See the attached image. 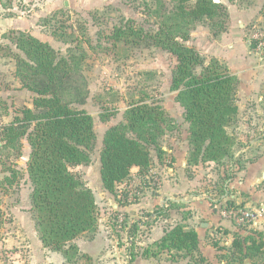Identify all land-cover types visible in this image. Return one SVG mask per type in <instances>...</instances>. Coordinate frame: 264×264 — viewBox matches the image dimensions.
Masks as SVG:
<instances>
[{"label":"rangeland","instance_id":"obj_1","mask_svg":"<svg viewBox=\"0 0 264 264\" xmlns=\"http://www.w3.org/2000/svg\"><path fill=\"white\" fill-rule=\"evenodd\" d=\"M221 1L227 2H216ZM174 6L175 0H92L89 4L83 2L71 12L39 18L37 23L42 22L44 28L39 24L36 27L41 33L38 38L49 42L60 55L69 56V50L79 44L87 51L83 73L87 80L88 99L86 104L75 106L86 109L93 116L96 140L90 151V162L74 167L73 171L92 188L97 197L100 228L94 233L96 241L89 244V250L80 241L83 250L79 249L72 260L65 258L66 261L62 262L60 254L44 255L40 251V254L35 253L33 260L31 259L32 264H192L184 250L162 249L158 243L163 232L177 224L197 228L201 234L198 252L207 257L209 264H222L226 261L223 256L228 253L234 234L243 231L247 235L251 228L256 227L255 219L248 224V219L239 222L221 213V209L226 208L228 203L219 204L216 199L220 197V190L234 172L233 164L229 162H224L223 165L221 162L220 165L201 162L195 170L192 167L176 166L178 176L175 177L171 176V164L166 161L162 175L159 172H146L150 175L142 180L134 172L122 182L123 185L117 184V190H122L121 199L103 189L100 151L104 134L111 126L124 122L126 110L137 101L161 103L170 119L166 132L158 143L149 146L153 164L159 147L163 145L174 148L177 145L182 158H185L187 151V156L190 155L189 126L184 121L183 108L175 99L177 93L171 90L176 56L158 47H115L108 38L116 26L128 20H133L135 25L148 31H155L164 14L173 10ZM23 11L25 7L21 0H0V126L9 122L16 115V110L33 106L34 94L21 88L20 80L15 74L14 55L17 50L11 43V37L20 32L14 28L11 20L19 19ZM224 15L227 17V13ZM222 21L225 26L226 19L223 16L213 21L205 19L196 22L188 40L190 42L186 43L194 45L192 31L197 24L205 22L209 24L211 33L217 34L225 28H221ZM254 39L256 38H250L253 44ZM4 46H10L11 49H3ZM209 59L204 58L205 64ZM196 69L200 72L202 67ZM176 141L179 144H174ZM30 152L31 147L26 139H23V149L19 155L15 151L10 153L0 148V264H31L27 260L31 254L28 245L30 242L35 243L37 233L33 211L28 207L32 191L26 176ZM234 163L236 167L244 169L247 165L244 154L238 156ZM9 167L17 169L20 175L13 186L6 184L7 190H4L1 182L6 175H10V171H7ZM163 177L169 181V188L188 183L190 186L178 193V197L190 194L187 196L188 200L170 201L156 206L152 204L139 211L140 206L136 204L145 196L143 192L149 190L154 193L162 189ZM125 194L130 196L122 200ZM119 202L133 203V208L128 212L124 210L125 214H116L113 204ZM204 202L206 208H203ZM256 211L262 212L260 204ZM210 212L218 214V220L227 217L232 219L230 224L235 230H227L219 225L218 221L210 217ZM156 216L158 217L155 218ZM145 250H148L147 255L140 258ZM90 253L97 256V259L90 258ZM135 256L139 258L136 259Z\"/></svg>","mask_w":264,"mask_h":264},{"label":"trees","instance_id":"obj_2","mask_svg":"<svg viewBox=\"0 0 264 264\" xmlns=\"http://www.w3.org/2000/svg\"><path fill=\"white\" fill-rule=\"evenodd\" d=\"M224 14L222 1L175 0L174 9L164 14L155 31L128 20L108 35L115 47H158L176 56L171 90L177 92L176 100L184 108L189 124L192 164L222 162L232 155L236 144L228 127L238 115L237 78L216 58L205 64L200 52L186 43L196 22L221 16L226 19ZM221 24L224 28L223 21ZM11 43L17 50L15 74L21 88L32 92L34 98L32 107L16 110L9 122L1 124L0 148L19 155L23 139L27 140L31 147L27 164L32 182L31 210L40 239L45 247L61 251L72 260L79 252L74 241L94 232L99 223L94 191L73 171L90 162L96 140L93 116L75 106L86 104L88 99L83 73L87 51L79 44L69 50V56L60 55L49 42L25 31L12 36ZM169 121L161 103L137 101L126 110L124 122L106 130L100 151L105 190L115 193L117 184L131 177L133 166L144 174L150 170L153 158L149 146L158 143ZM7 171L10 175L1 182L4 190L6 184L13 186L20 175L15 168ZM226 208L240 207L228 204ZM243 233L234 234L222 264H264V231L254 227L247 235ZM199 242L198 231L182 224L166 230L158 241L162 249L184 250L192 264H209L207 257L198 252ZM147 253L145 250L143 254Z\"/></svg>","mask_w":264,"mask_h":264},{"label":"crops","instance_id":"obj_3","mask_svg":"<svg viewBox=\"0 0 264 264\" xmlns=\"http://www.w3.org/2000/svg\"><path fill=\"white\" fill-rule=\"evenodd\" d=\"M21 1L25 7V11L22 12L23 15H20L19 19L12 18L13 20H11V24L17 30L29 32L37 37H40L41 33L38 32L36 28L39 25H42V22L37 23L39 18H49V16H56L62 12H71L83 2H87L89 4L92 0ZM224 4L226 6L227 13L224 30H221L217 34L211 33L209 24L203 22L197 24L195 29L192 31L193 46L200 52L203 59L205 57L210 58L209 60L212 58L218 59L220 62L227 65L229 71L237 78L235 101L238 106V115L234 123L228 127L229 132H231V135L235 138L236 144L234 146V150L232 151V155L226 157L221 162L222 165L224 162L233 164L232 168L234 172L224 184L223 189L220 190L222 194H220V197L216 200H219V204L228 203L230 205L234 204L237 206H240L239 204H241L240 207L249 209L254 215V224L256 225L255 228L264 231V45L262 44L261 40L256 37L257 32L260 31L264 33V0H227V2L224 1ZM43 25L42 27L44 28ZM252 37L256 38L254 39V44L250 42V38ZM189 42L190 41L187 43ZM209 60L206 62L208 63ZM184 121H186L185 117ZM173 141H175V138ZM174 144L179 143L176 141ZM161 148L163 151L158 152L157 156L154 158L155 164H153L152 159L148 173L159 172L162 175L166 161L171 164V167L169 168L171 176L175 177L178 176L176 166L182 165L184 168L192 167V170H195L197 167H199V164L190 163L189 156H187L188 151L185 152L187 158L185 155V158H182V154L178 150L177 145H175V148L169 147L168 145H163ZM188 149L190 151L192 149L190 141L188 143ZM243 154L247 165L244 169H241L238 166L236 167L234 161L236 158H238V156ZM204 163L215 164L217 162ZM217 165H220V163H217ZM139 170L140 168L138 166H133L131 175H133L134 172H137V175L141 177L142 180H144L145 177H149L150 174L145 173L144 175V173L140 172ZM186 172H188V169H186ZM26 176L32 186V182L28 178V174H26ZM163 181L162 189H159V191L150 193L149 190H145L143 192V195L145 196L140 199L141 202L136 204L140 206L139 211L149 207L152 204L156 206L158 204H168L170 201L188 200L187 196H190L188 193H185L184 197H178V193L190 186L187 185L188 183L183 186L176 184L175 186H171L169 188V181L165 180L164 177ZM120 183L122 184V182ZM105 191L110 193L112 196L115 197L116 195L118 199H121L122 190L118 191L116 189L115 193H111L107 190ZM123 196L124 198L122 200H126L129 198L130 194H125ZM258 204L261 205L262 212L256 211L258 210ZM28 207L32 208V201H30ZM113 207L115 208L116 214H125L124 210L128 212L130 208L132 209L133 203L122 204L119 202V204L114 203ZM203 208H206V203ZM215 208H217V205H215ZM14 209L15 211L17 210L16 205L14 206ZM209 214L213 220L218 221V224L224 226L227 230H235L230 224L232 219L230 220V218L227 217L218 220V214H212L211 212ZM157 217L158 216L155 218ZM99 228L100 223H98L97 229L94 232L78 237L74 243L79 249L83 250L80 243V241H82V243L85 245V248L89 250V244L92 245L93 242L96 241V236L94 233ZM195 229L198 231L197 228ZM36 233L37 237L35 243L32 244L30 242L31 245H28L29 248H31L29 259L27 258L29 263L32 264L31 259L33 260L35 253L38 252L40 254V251L44 255L60 254L62 256V262L66 261V257L63 256L64 254L61 253V251L53 250L52 248L44 246L37 231V227ZM165 233L166 231L163 232V236ZM198 233L200 237L201 234L199 231ZM89 256L90 258L92 257L93 260L97 259V256L92 255L91 253ZM143 256L144 254L141 255L140 258H143ZM135 257L136 259L139 258V256Z\"/></svg>","mask_w":264,"mask_h":264},{"label":"built area","instance_id":"obj_4","mask_svg":"<svg viewBox=\"0 0 264 264\" xmlns=\"http://www.w3.org/2000/svg\"><path fill=\"white\" fill-rule=\"evenodd\" d=\"M256 37L261 40L262 44L264 45V33L259 31L256 33ZM221 213L222 215L228 216L230 218H235L239 222L245 221V219H248V221L254 219L253 213L243 208H223L221 209Z\"/></svg>","mask_w":264,"mask_h":264},{"label":"water","instance_id":"obj_5","mask_svg":"<svg viewBox=\"0 0 264 264\" xmlns=\"http://www.w3.org/2000/svg\"><path fill=\"white\" fill-rule=\"evenodd\" d=\"M215 1H219V0H215ZM263 177H264V175H263Z\"/></svg>","mask_w":264,"mask_h":264}]
</instances>
